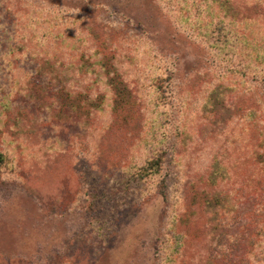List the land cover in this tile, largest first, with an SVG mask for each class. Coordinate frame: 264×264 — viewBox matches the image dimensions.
I'll return each mask as SVG.
<instances>
[{
	"label": "rangeland",
	"instance_id": "1",
	"mask_svg": "<svg viewBox=\"0 0 264 264\" xmlns=\"http://www.w3.org/2000/svg\"><path fill=\"white\" fill-rule=\"evenodd\" d=\"M207 1L0 0V264H264V0Z\"/></svg>",
	"mask_w": 264,
	"mask_h": 264
},
{
	"label": "trees",
	"instance_id": "2",
	"mask_svg": "<svg viewBox=\"0 0 264 264\" xmlns=\"http://www.w3.org/2000/svg\"><path fill=\"white\" fill-rule=\"evenodd\" d=\"M147 1V0H146ZM154 2H155V4L156 5H160L161 7H164V5H166V4H168V5H171L172 4V6H171V8H175V10H177V9H179L178 7H179V4H181V2H182V4H183V6H184V1H186V0H175V2L173 1V0H153ZM212 1H207V2H205L206 3V5L205 6H209L210 5V3H211ZM171 3V4H170ZM186 6L187 7H189V3H185V8H186ZM193 6V5H192ZM191 6V7H192ZM221 7H224V5H220ZM190 7V8H191ZM201 7H203V6H194V11H198V13H201V11L203 10V8H201ZM168 8V7H167ZM170 8V9H171ZM236 9H237V6H236ZM58 10V13H59V10H60V8H56V10L55 11H57ZM173 10V9H172ZM182 11V10H181ZM177 12V11H176ZM176 12H174V15L173 16H178L179 15V21H180V23H181V27H182V29H185V30H189L188 29V27L190 26L189 24L190 23H192V22H194V30H196L197 28H198V18L197 17H195L196 15H195V12H191V14L189 15V17H190V19H186L184 16H183V12H180L181 14H177ZM60 14H63V11L61 10V12H60ZM237 14H239V12H237ZM74 15V14H73ZM171 14H168V16H170ZM75 16V15H74ZM78 16V18H77V20H75V21H73V20H71L70 21V26H68L67 27V29L68 30H71V28H72V24H78V20H80L81 18H84L85 17V15H84V13L83 12H80V14L79 15H77ZM61 17V16H60ZM238 22H235V21H233L232 23H231V31H232V33H233V35H237V33L239 32V30L240 29H247V30H249V26H251L252 24H251V22L253 21V18L251 17V16H246V14L245 15H242V17H239V15H238ZM175 19V18H174ZM191 19H193V21H189V20H191ZM61 22H62V17H61ZM58 25H61V24H59L58 22H57V20L56 21H54V32H55V30H56V26H58ZM224 27H225V25L224 24H222L221 22H216L215 24H214V27H213V29H211L210 30V32H206V33H204V36L205 37H208L209 38V40H211V41H213V42H221V40H219L220 38H218V37H214V36H212V33H214V30H216V32H217V34H219V33H221V30L223 29L224 30ZM240 36V38L242 39V40H245L246 38V35H247V33L246 32H240V34H239ZM109 37H111V35H109ZM250 40V37H249V39H248V41ZM223 42H225V41H223ZM233 43H235V42H233ZM242 45H245L246 46V42H244ZM138 46H134V45H132V48L134 49V48H137ZM230 48V47H229ZM236 49H237V46L235 47ZM230 50H232V48H230ZM235 49H233V51H234ZM253 54H252V56H250L251 58V60H254L255 62H261V52H259V50L254 46V50H253V52H252ZM259 57H260V59H259ZM252 62V61H251ZM250 62V63H251ZM161 96V95H160ZM120 110H121V108H120ZM4 121H6L5 119H4ZM5 122H3V120H1L0 119V140L3 138L2 136L4 135V129H5ZM10 161H12L13 162V160L11 159V157H9L4 151H3V149L1 148V145H0V179L1 178H4V176H5V169L10 165ZM122 170H123V168H121ZM125 173L126 174H128V172L127 171H125ZM180 233H181V231H180ZM181 243V242H180ZM179 243V244H180ZM178 251H180V248L178 249ZM174 264H176V263H174Z\"/></svg>",
	"mask_w": 264,
	"mask_h": 264
}]
</instances>
